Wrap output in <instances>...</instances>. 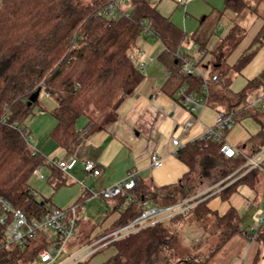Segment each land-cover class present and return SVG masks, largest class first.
I'll return each mask as SVG.
<instances>
[{
  "label": "trees",
  "instance_id": "obj_1",
  "mask_svg": "<svg viewBox=\"0 0 264 264\" xmlns=\"http://www.w3.org/2000/svg\"><path fill=\"white\" fill-rule=\"evenodd\" d=\"M114 1L117 0H0V196L14 208L26 213L30 219L41 218L52 209L50 200H39L30 191L33 171L46 165L41 153L33 156L26 146V142H29L27 122L32 118L34 108L40 105L39 99L29 106L30 96L41 88L55 101L52 115L56 124L49 137L65 151L67 158L74 156L84 139L118 120L124 101L143 83L142 71L129 56L130 48L144 34L142 22L150 24L162 43L164 49L159 60L177 79V91L185 88L186 95L194 92L204 95L208 106L227 115L234 114L236 124L245 117L254 118L262 125L258 138L263 139L264 145V123L247 106L250 92L264 89V71L249 81L243 91L234 94L235 100L228 90L233 74L241 72L258 49L264 46V25L250 49L241 55L234 66H228L226 61L244 39L246 29L238 22L229 29L212 51L214 59H218L212 70V76H218L217 85L209 86L208 92L204 93V77L185 74L183 62L176 56V52L187 41V33L162 15L150 0H124L129 6L122 10L117 22H110L98 15L102 8ZM262 4L264 0H258V6L252 8L246 0H225L222 13H232L240 18L251 8L258 13ZM206 20L207 17L202 20L192 38L193 42L200 45L201 51H205L210 42L209 37L203 36ZM41 111L46 110L41 107ZM82 117L88 119L89 126L84 134L77 129ZM261 146L254 148L250 156L239 155L225 160L230 170L224 176L236 172L231 178L234 179L245 174L222 192L224 201H228L241 185L255 189L260 181L261 169L247 171L245 165L251 157L260 153ZM221 148V143L199 139L180 149L178 157L189 167V172L180 183L158 187L139 180L131 191L135 202L122 211L113 228L102 236L139 218L145 202L168 207L190 198L183 184L195 176L203 159H221ZM49 169L51 174L48 183L55 190L68 184L61 170L55 166H49ZM117 199L120 200L119 206H122L126 195ZM208 203V199L200 201L191 210L167 222L156 223L113 242L109 246L114 247L116 253L104 264H159L164 254L167 256V253L172 252L179 255L180 238L178 231L172 228L187 217H191L190 223L195 222L205 230L208 228V216L215 217L212 226L220 233L215 250L219 251L234 236L244 232L242 218L233 207L220 215L211 210ZM1 213L0 209V216ZM42 235L39 233L36 239L30 240L25 246H3L0 264H34L39 251L52 244ZM251 235L255 237L256 243L264 247V225ZM3 240L4 227L0 224V243ZM201 245L196 243L192 247L200 249L197 247ZM179 258L176 264H202L198 256ZM260 262L261 252L258 249L250 264Z\"/></svg>",
  "mask_w": 264,
  "mask_h": 264
},
{
  "label": "crops",
  "instance_id": "obj_2",
  "mask_svg": "<svg viewBox=\"0 0 264 264\" xmlns=\"http://www.w3.org/2000/svg\"><path fill=\"white\" fill-rule=\"evenodd\" d=\"M150 1L158 7L162 15L170 18L174 23V9L176 10L185 3V0ZM259 9L261 13H255L252 17L248 18L247 13H245L236 19L246 23V27H244L246 35L227 58L226 64L228 66H234L241 55L250 49L255 37L263 27L264 4L260 5ZM187 18L185 7L184 18L182 19L185 32L187 30ZM175 24L179 27L177 23ZM221 28L222 25L218 24L213 28L204 30L203 36L210 38L208 47L215 46L217 42H220L227 35L228 32L222 37L218 35L217 32ZM197 29L192 30L190 35L187 33V41L181 49L202 68L203 77L211 80L214 63L217 60L207 57L202 60V57H200L202 53L200 45L192 40ZM142 36H145V38L142 39ZM142 36L139 38L134 49L140 52L142 58H150L146 66L140 69L144 75L143 83L134 94L127 97L124 101L119 110V118L115 123L84 139L74 155L80 160V163L72 171L64 173L68 180L66 186L78 184L76 185L78 188L75 190L71 200L62 206L68 207L73 203L79 205L78 230L75 238L67 246L68 252L86 247L89 243L97 240V237L102 236L105 231L113 228L123 211L122 206H119V199L112 201L105 200L108 201L105 205L101 203L100 213L96 217L87 215V211L86 209L84 211V208L87 203L99 201L102 198L99 194L103 189L125 180L131 171L136 170L139 180L146 184L158 187L176 186L179 184L189 172V167L179 159L178 151L186 145L199 140L208 128L216 124L218 115L222 112L210 105H207L204 109H199L193 115L184 110L178 100L179 91L177 90L179 83L177 79L171 76L170 70L159 60V56L164 49L162 43L149 35L143 34ZM263 71L264 46L258 49L254 58L241 72L233 74L232 84L228 89L231 92L229 95L234 99V94L243 91L248 82L258 77ZM211 85L214 87L217 84L215 82L211 83ZM247 104L248 108L252 111L251 113L256 114L262 123H264V89L251 91L247 98ZM188 122H192V126L189 128L186 127ZM77 129L82 134L88 131L89 126L86 117L79 119ZM261 131V123L254 120V118L245 117L226 135V140L240 151V155L250 156L254 148L257 149L262 145L263 139L258 138ZM173 138H179L181 141L182 145L179 148L174 146L172 142ZM34 145L39 148L37 144ZM57 146L58 148H54V151L51 152V155L46 160L67 159L65 151L58 144ZM39 150L42 152L41 149ZM155 153L161 155L164 160L163 165L158 168L153 166V154ZM222 158L219 160L213 158L203 159L195 176L185 181L182 186L191 196L183 203L191 207V210L200 201L208 199V207L211 210L224 215L233 207L238 211L241 218L248 215L253 209L261 210L264 202V145L261 146L260 153L251 157L263 160L260 167V181L257 183L255 189L241 185L228 201L223 200L221 197L222 192L245 173L238 175L234 179L231 178L236 172L224 176V173L227 172L224 169V162L228 159L223 155ZM86 160L94 161L99 165L102 170V174L99 177H92L85 173L82 161ZM46 169H48L50 176L49 167ZM45 200H50L49 204L53 206L52 208L58 207L52 205L51 199ZM148 204H152V202H148ZM180 221L175 229L180 233V241L182 242V246L185 247L187 244L185 228L188 224ZM243 230L245 234L246 231L244 228ZM203 231L206 241L211 239L212 235L213 238H216L220 234L217 230L209 232L203 228ZM53 235V231L48 230L43 232L42 237L50 241ZM240 236L246 240L243 234H240ZM196 238V243L202 244V240L199 237ZM246 241L250 243L248 240ZM201 246L197 247L200 248L199 252L202 249Z\"/></svg>",
  "mask_w": 264,
  "mask_h": 264
},
{
  "label": "built area",
  "instance_id": "obj_3",
  "mask_svg": "<svg viewBox=\"0 0 264 264\" xmlns=\"http://www.w3.org/2000/svg\"><path fill=\"white\" fill-rule=\"evenodd\" d=\"M191 0H185L188 4ZM124 0L114 1L99 12V16L106 17L110 22H117L120 19ZM144 31L143 33L157 39L154 31L148 22H142ZM129 56L133 64L142 69L146 66L150 60L141 57L140 52L136 49L130 51ZM176 56L183 62L182 70L185 74L189 75H202V68L192 58H187L185 52L180 48L176 52ZM218 81V76L214 75L211 80L204 78L203 91L208 92V88L211 83ZM49 96V95H48ZM178 100L182 108L189 114H195L199 109H204L208 105L207 98L199 93L185 94V88H181L178 94ZM236 125L234 114H225L220 112L217 118V122L213 127L208 128L203 136L200 138L205 142L214 141L222 144L221 153L229 159L235 158L240 155V151L234 148L226 140V134L230 132ZM192 126V122L187 123V128ZM26 135L28 140L31 138V132L27 129ZM174 146L180 147L181 141L179 138H173ZM32 155L36 156L40 154L36 145L28 142ZM80 163V160L76 156H71L64 160H46V165L35 168L32 173V177L44 181L46 176L43 170L49 166H55L63 173L72 171ZM164 163L163 157L158 153L153 154V166L158 168ZM263 160L251 158L245 165L247 171L254 168H260ZM83 169L85 173L92 177H99L102 174V170L99 165L91 160L82 161ZM31 177V178H32ZM31 180V179H30ZM139 182L138 172L136 170L131 171L127 178L121 182H118L112 186H109L101 191L99 194L103 199L112 201L126 195L125 202L122 205V209L125 210L127 206L135 202V197L131 191L136 187ZM31 194L37 197V193L30 187ZM185 203H180L168 207L155 206L153 204L144 203L143 213L132 223L119 228L113 232H110L94 242L89 243L86 247L68 252L67 246L69 242L75 238L78 229V210L79 205L74 204L68 208L54 207L49 210L41 218H29L22 210L14 208V206L5 198L0 196V209L2 211L0 216V224L4 227V240L0 243V250L3 246L11 245H27L30 240H34L38 237L39 233L51 230L54 235L50 238L52 244L39 251L34 264H82L93 254L108 247L113 242L137 232L141 229L147 228L159 222H167L171 218L185 213L190 210ZM264 225V210L261 216L254 221L245 233L255 234L260 227Z\"/></svg>",
  "mask_w": 264,
  "mask_h": 264
},
{
  "label": "rangeland",
  "instance_id": "obj_4",
  "mask_svg": "<svg viewBox=\"0 0 264 264\" xmlns=\"http://www.w3.org/2000/svg\"><path fill=\"white\" fill-rule=\"evenodd\" d=\"M252 8L258 6V0H246ZM123 8H127L129 4L124 1L122 5ZM225 6V0H191L187 5L186 2L176 10L174 9V21L179 25V27L184 31V26L182 24V19L184 18L185 14V7L187 12V30L186 33L190 35L192 30L197 29L199 24L207 17L205 22L206 29L213 28L216 25H222V28L218 30L219 36H224L228 30L236 24V22L240 23L241 26L246 27V23L241 20H236L235 14L232 13H222ZM249 9L246 13L249 17L254 16L255 12L253 9ZM260 9H258V13ZM261 13V12H260ZM218 23V24H217ZM145 36H142L144 39ZM189 38V36H188ZM153 44V43H152ZM157 44V43H156ZM219 42L216 43V45ZM215 45V46H216ZM160 46V44H159ZM215 46H209L205 51H201L200 57L202 60L204 58H210L214 60V55H212V51L214 50ZM133 46L130 48V51H134ZM218 61V59H217ZM216 61V62H217ZM206 67V66H204ZM40 105L34 108V114L32 118L27 122V128L31 132V138L29 141L32 144H37L39 146L38 149H41L40 152L45 159L51 155V152L54 151V148H58L57 144L49 137L51 131L54 129L56 121L52 115L53 107L56 105L55 101L52 98H49L46 93L42 92L40 96ZM41 107H44L46 111H41ZM26 146L31 150L28 142H26ZM54 146V147H52ZM40 151V150H39ZM230 167L226 164L224 165V169L227 171L230 170ZM46 179L44 181L37 179V177L33 176L30 180V186L37 193V198L39 200L43 199H51L52 205L58 206L59 208H68L74 205V203L68 207H62L65 203L71 200L75 190L78 188V184L74 186H64L58 191H56L53 186L48 183L49 172L48 169L43 170ZM75 187V188H74ZM188 197V196H187ZM82 201V200H81ZM108 201L105 199L100 198L99 201L87 203L84 211L86 209L87 215H91V217H96L100 213V204L102 205L107 204ZM53 207V206H52ZM264 210V202L261 210L253 209L250 211L248 215L243 216L242 218V225L245 231H247L250 226H253L254 221L261 216L262 211ZM190 218L183 219L180 222L184 224H188L185 228V234L187 237V244L182 246V242H179V255L185 258H193L194 256H198V261L202 264H249L253 255H255V251L258 249L261 252V262L259 264H264V247L259 245L255 242V237L251 234H247L244 232L242 233L248 243L244 238L240 235L235 236L226 246H224L219 251L216 250V246L219 244L220 237L211 236V239L208 241L205 240V234L203 228L198 226L197 223H190ZM215 222V217L210 215L208 216V220L206 222L208 228L206 231H215L217 230L215 227L212 226ZM176 227V225H175ZM200 227V228H199ZM173 230H176L174 227ZM78 230V229H77ZM202 232V234H201ZM179 238L180 233L178 232ZM196 237L202 240V249L199 252V249H195L192 246L196 243ZM116 253V249L112 246L103 249L93 255L90 259H88L85 263L82 264H104L108 259L114 256ZM172 252L167 253V256L164 254L163 257L160 258L159 264H176L179 261V257H174Z\"/></svg>",
  "mask_w": 264,
  "mask_h": 264
},
{
  "label": "water",
  "instance_id": "obj_5",
  "mask_svg": "<svg viewBox=\"0 0 264 264\" xmlns=\"http://www.w3.org/2000/svg\"><path fill=\"white\" fill-rule=\"evenodd\" d=\"M42 93V89L39 88L37 91H35L28 100V105L31 106L34 103H36L40 99V95Z\"/></svg>",
  "mask_w": 264,
  "mask_h": 264
}]
</instances>
